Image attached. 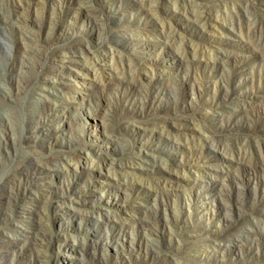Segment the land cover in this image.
<instances>
[{
    "label": "rangeland",
    "instance_id": "374dc122",
    "mask_svg": "<svg viewBox=\"0 0 264 264\" xmlns=\"http://www.w3.org/2000/svg\"><path fill=\"white\" fill-rule=\"evenodd\" d=\"M0 264H264V0H0Z\"/></svg>",
    "mask_w": 264,
    "mask_h": 264
}]
</instances>
